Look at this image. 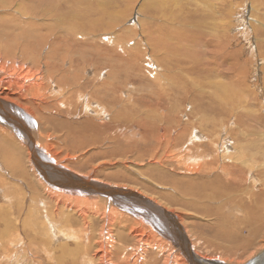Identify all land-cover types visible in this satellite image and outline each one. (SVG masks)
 I'll return each mask as SVG.
<instances>
[{
	"label": "rangeland",
	"instance_id": "1",
	"mask_svg": "<svg viewBox=\"0 0 264 264\" xmlns=\"http://www.w3.org/2000/svg\"><path fill=\"white\" fill-rule=\"evenodd\" d=\"M237 1L242 3L240 5L241 8L239 6L237 11L236 26L229 31L230 40L227 41L228 54L226 53L223 57L228 56L230 59L224 62L226 63L224 70H226L227 75H230L234 71L232 67L235 63L243 66L245 62L248 63V59L250 61L248 64L250 70L246 80L248 89L238 93V100L235 101V104L231 106L226 114L208 113L206 109L207 105H211L216 101V96L214 95L216 89L214 71L216 70L209 71L210 76L206 80L204 79L202 72L208 70L206 66L204 67V64L208 63L206 59H200L202 67L199 64L198 69L201 72L199 71V76L195 78L196 82L200 80L196 84V89L201 91H194L192 87H182L172 97L169 95L170 90L166 88L165 91H162L161 97H159L161 94V91H159L160 87L166 84L165 76H170L171 72H168L162 66H151L147 63L143 69H140L142 72L130 67L129 71L131 72H129L127 80L123 81L120 78L116 82L118 88L114 94H116L118 101L114 105H109L98 93H94L93 99L101 101L105 106L109 105V109L113 112L122 115L123 107L120 104L126 105L127 113L125 116H130V118H127L143 131L141 137L138 135L134 138H128L131 143H125L119 137H114L104 132L102 124L107 123L108 116H110L112 121L119 122L122 119V117L115 119L117 116L112 112H109L104 118L97 117L94 121V127L97 130L92 131L91 126H89V130L85 131L84 136L65 133L67 131L61 133L60 130L64 129L63 123L66 114L72 112L76 115L81 108L77 89L72 93H65L68 101L64 105L59 106L60 112L51 110L50 104L44 106L42 112L38 110L29 111L37 118L42 116L47 123L45 126L50 127L41 134V143L46 149L43 150L48 151L57 160L56 162L55 160L49 162L79 174V176H85L87 179L94 178L95 181L116 185L114 187L131 189L142 196L144 195L147 199L149 198L155 204L157 203V206L162 207L165 211H167L166 208L169 206L172 212L168 210L170 215L176 217L179 223L181 221L180 227L183 233L187 235L189 250L195 252L197 248L201 255L209 259L211 263L220 261L223 264H241L247 261L254 246L263 247L262 251H264V223L261 225V229H256L255 225H248V222L243 220L242 223L246 226H243L233 239L235 247L215 237L205 240L206 236L213 235V233H208L203 223L213 222L215 217H205L194 213V217L189 221H179L178 216L181 213L178 210L185 209V206L179 201L183 195L175 196L173 192L171 193V190L176 188V183L180 180L185 183L189 179L194 180L192 177L198 175L189 166L198 161L196 159L197 156H194L196 150L201 151V147H197L198 144L192 143L193 137L198 141L196 143H199V141L209 142L207 156L217 157L215 162L206 165L199 173V175L203 176V180L196 177L197 181L195 184L198 186L195 188L196 190H199L200 185L203 183L210 184L214 180L217 183L221 178H229L232 186L239 187L240 190H244L249 185L251 178L256 181L258 191L261 190V187H264V164H262L264 163V24L253 21L257 26H261L257 34L249 26L253 23L251 18L264 22V5L256 3L253 7L252 0ZM262 1L264 2V0ZM128 2L129 0H122V4L117 8L119 12L124 14V18L119 24V34L115 32L117 35L128 34L132 37L133 34H136L140 39L144 40L145 37L147 38V31L157 26L152 25L154 20L171 26L170 19H175L176 17L183 19V23H186L184 27L187 30H192L191 37L188 34L183 35L184 45H181V49L178 50L179 54H186L187 51L188 53L196 51L199 55H202L203 51L207 52L211 49V47L208 48L205 45V40L208 39H203L205 34L197 32L194 27L191 28L188 25V23H192L194 20H201L202 18L203 5L199 0H134L130 9H127ZM156 8H160V11L157 12ZM172 16L174 18H170ZM215 27V20L210 19L208 29H214ZM124 28L133 30L126 32ZM160 31L165 34L166 30H162V26L159 25ZM103 35V38L98 40L100 45L97 47L99 49L93 52L94 55L89 54V60L99 56V53L101 54L99 51L108 52V54L114 53L113 55L119 57V55L126 56V51L129 53L131 50L122 49L120 46L119 48L118 46L116 47L113 40L106 37L108 33ZM136 38L138 41V37ZM192 40L195 43H192ZM186 43L187 45H185ZM11 46L7 49L9 52L11 51ZM191 48L192 50H190ZM238 49L241 51L237 52ZM46 50L47 48H44L42 53ZM131 52L134 54L133 49ZM0 57L2 59L7 58L13 63L9 71L12 76L23 78L29 73H37L38 66H35L31 59L19 58L13 52L8 56L0 52ZM174 60L175 57H173L171 52L162 56V61L170 65L175 64L176 61L174 62ZM210 64L213 69H216L214 62ZM188 65L189 63H186L185 66ZM95 68L98 73L106 72L108 77V69L104 70L102 66H95ZM173 68L172 71L175 72L176 70L175 68L173 70ZM93 73V69H88L85 70L84 76L92 78ZM205 73L208 75V71ZM225 82H227V79H225ZM205 83L206 86H204ZM89 86L90 84H88V89ZM202 86H204L203 90L201 89ZM14 91L12 90V93L17 95ZM226 94L233 97L236 96L235 91L228 89ZM177 98L179 99L178 102H176ZM158 99L160 100L157 102ZM12 101L20 106L19 109L24 111L25 106L17 98H13ZM203 114H206V116L203 120H200V115ZM86 119L80 120L83 126L85 125L83 121ZM76 122H79L77 118L71 119L72 124ZM192 122H194L193 128L196 127L198 130L206 122L207 127L200 130L199 133H194L192 128V133L189 130L185 137L176 140L174 130L179 127L181 129V126L184 125L190 126ZM215 123L217 124L212 128ZM154 124L162 126V131L155 130V134H152V130L148 128V125L153 126ZM230 125H233L235 129L224 128ZM56 126H59L60 130ZM203 133L206 137L201 136ZM143 134H148L149 139H144ZM223 143L227 145L231 143V148H225V151L226 149H231L229 153H236L238 148V153L228 160L230 171L225 173H223V168L219 164V161L224 157L222 153L224 151ZM245 151H250L247 152L250 155L253 152L257 153L252 158L253 160L256 158V165L250 179L247 171L249 159L242 157ZM185 153L188 154V157L184 156ZM33 156L32 149L25 144L14 150L7 148L0 151V264H95V261L90 256H87L82 248L89 247L90 243L97 239L100 231L99 225L102 220H105L103 217L110 216L116 219L130 217L127 214L120 213L118 210L109 213L108 206L104 208L105 202L94 201L103 198L87 197V199H77L60 192V189L56 190L37 171L32 159ZM238 168L239 170H237ZM254 183L252 181L251 185L253 186ZM51 184L53 186L56 185L55 182ZM181 188L182 193L186 194L188 187L182 184ZM260 199L261 201L264 200V196H260ZM118 204L122 205V201H119ZM21 205L23 206L21 218L24 222L23 227L19 224L20 220L18 219L19 206ZM225 209L227 212L224 210V214H230L231 210L235 208L228 205ZM82 211H88L90 219L94 221L93 226L90 225L84 229L87 233L84 237L77 229L72 230L69 227H65L63 222L60 221L67 215L72 219H77ZM145 212L150 214L153 211L151 208ZM51 214H55L54 217H49ZM153 217L158 220V223L168 219V217H162L159 213ZM49 220L56 223L51 224ZM77 225L79 226L78 223L74 224V227ZM188 226L195 228V233L189 231V228H186ZM19 227L22 230L21 234L18 233ZM157 229L163 231L162 226H157ZM114 231L113 237H119L117 246L122 245V239L125 238L131 245L129 251L135 252L138 247L136 245L138 238L132 236L133 234L129 231L122 230L117 226H115ZM250 232H254L252 238L249 236ZM197 235L201 236L202 239L198 240ZM159 236L161 235L159 234ZM65 240L69 244L68 248L71 249L69 252L60 246V243H64ZM40 241L49 242L50 247L48 249L43 248L41 244L39 245ZM195 242L198 247H196ZM172 245L173 250L176 251L175 245ZM142 246L143 244L141 243L138 247V252H141L140 248ZM155 249V246L153 249L150 248V252L147 255H155ZM174 251L173 256L176 255ZM90 254L93 256L94 251L92 250ZM166 255V248H162L159 253L160 264H163ZM130 256L131 263H134L133 254L131 253ZM108 264H112V262L110 261ZM137 264H142V262L138 260ZM187 264L189 263L187 262Z\"/></svg>",
	"mask_w": 264,
	"mask_h": 264
},
{
	"label": "bare ground",
	"instance_id": "2",
	"mask_svg": "<svg viewBox=\"0 0 264 264\" xmlns=\"http://www.w3.org/2000/svg\"><path fill=\"white\" fill-rule=\"evenodd\" d=\"M133 1L129 0L127 9H130ZM199 1L203 5L202 18L201 20H194V22L188 23V25L191 28L194 27L197 32L204 33V40L208 38L205 40V45L208 48L211 47V49L207 52L203 51L202 55H199L196 51L188 53L187 50L186 54H179L178 50L181 49V45H184L183 35L188 34L191 37L192 30L189 31L184 27L186 23H183V19L176 17L175 19H170L174 18V16L169 18L172 24L171 26L165 23H158L154 20L152 25L157 26L147 31V38L145 37L144 40L142 38L140 39L136 34H133L132 37L128 34L117 35L119 34V24L124 18V14L117 10L122 4V0H0V52L5 56L13 52L19 58L31 59L33 64L38 66L37 73H29L23 78L15 77L9 72L13 63L7 58L2 59L0 57V83H2L0 85V151L7 148L14 150L24 144L29 146L34 153L32 159L37 171L41 173L42 178L50 186L56 188V190L60 189V192L77 199H87V197L96 199L103 198L94 201L105 202L104 208L108 206L109 213L118 210L120 213L127 214L130 217H120L119 219L110 216L103 217L105 220H102V223L99 225L100 231L97 239L92 241L89 247L82 248L85 254L95 261V264H108L110 261L112 264H137L138 260L142 264H160L159 253L162 248H166L167 253L163 264H187V262L189 264H223L220 261L211 263L209 259L201 255V252L197 248L195 252L189 250L187 235L183 233L180 227V220H184V222L189 221L194 217V213L201 214L205 217L214 216L215 220L213 222L208 221L203 223L205 230L208 233H213V235L206 236L205 240L215 237L227 242L230 246H234L233 239L237 232L243 226H246L242 223L243 220H246L248 225H255L256 229H261V225L264 223V200H259L260 196H264V187H261V190L258 191L256 181L251 178V174L254 172L256 165V158L254 160L252 158L257 154L256 152L250 155L247 153L250 151H245L242 156L249 159L247 171L249 173V179L251 178L249 185L244 190H240L236 186L233 187L229 178H221L217 183L216 180L211 181L210 184L203 183L200 185L199 190H196L195 188L198 187L195 184L197 181L196 177L203 180V176L199 175V173L206 165L215 162L217 157L207 156L209 142L199 141V143H196L198 141L193 137L192 143L198 144L196 146L201 147V151L196 150L194 156H197L196 159L198 161L194 162V165L190 164L189 166L198 175L192 177L194 180L189 179L185 183L180 180L176 183V188H172L173 190H171V193L173 192L175 196L183 195L179 201L185 206V209L178 210L181 213L178 216L180 223L176 217L170 215L171 209L169 206H167V211H165L162 207L157 206V203L155 204L143 195V203L145 205L151 203L153 205V207L151 205L153 212L159 213V215L161 214L162 217H168V219L162 220L161 224H159L157 222L158 220L148 212L144 215L136 211L138 207L134 209L125 199L117 198V192L105 194L101 192L89 193L84 188L87 183L93 185L96 182L105 184L104 182L95 181L94 178L87 179V177L80 175L87 183L79 187L72 186L68 180L79 177V174H75L61 166H57L53 162H49L56 158L48 151H44L46 149H44L41 143V134L50 127L45 126L47 123L42 116H38V119L30 113L34 110L42 112V108L49 104L51 110L60 112L59 106L64 105L68 101L65 93H72L77 89L79 91L78 100L81 108L76 115L72 112L66 114L63 123L65 130H60V127L56 126L60 132L67 131L65 133L84 136L85 131L89 130V126H91L92 131L97 130L94 127V121L97 117L104 118L109 112H112L117 116L115 119H118V117H122V119L119 122L112 121L110 116H108L107 123L102 124L104 132L114 137H119L127 143L130 142L128 138H134L138 135L141 137L143 131L128 119L130 116H125L127 113L125 104H120L123 107L122 115L111 111L109 105H114L118 101L116 94H114L118 88L116 82L120 78L123 81L127 80L128 74L131 72L129 68L131 67L134 70L137 69L139 72H142L140 69H143L147 63L151 66L157 65L164 67L171 74H169L170 76H165L166 84L160 87L159 91H161V94L159 97H161L162 91H165L166 88L170 90L169 95L173 97L174 93L178 92L182 87H192L194 91H201L196 89V84L200 80L196 82L197 80L195 81V78L199 76L200 70L198 66L199 64L201 66L200 59H206L208 63L204 64V67H207L208 70L206 71H208V75L207 73L204 74L206 71L202 72L205 77L203 78L206 80L210 76L209 71L216 70L214 71V78H216L214 95L216 96V101L211 105H207L206 109L208 113L226 114L229 112L231 106L235 104V101L238 100V93L248 89L246 80L250 70L248 68V64L250 63L249 59L247 60L248 63L245 62L243 66L235 63L232 67L234 70L233 73L227 75L226 70H224L226 64L224 62L230 58L228 56L223 57L228 50L227 41L230 40L228 36L229 31L236 26L235 19L242 2H238L237 0ZM256 3L264 5L262 0H252L253 7ZM156 9L157 12L160 11V8ZM163 15L165 16V14ZM210 19H214L216 22L214 29H208ZM253 21L264 24V22L251 18V22ZM254 22L251 23L252 26H249L257 34L261 26H257ZM159 25L162 26V30H166L165 34L162 31L159 32ZM125 30L126 32H131L133 29L124 28ZM105 33H108L106 37L112 39L116 47L118 46L119 48L120 46L122 49L127 50L133 49L134 54L130 50L129 53L126 51V56L119 55L118 57L117 55H113L114 53L108 54V52L99 51L101 52L99 56L89 60V54L94 55L93 52L99 49L97 47L100 45L98 40L99 38H103V34ZM134 36L138 37V41ZM193 40L192 43H195ZM10 46L11 51L9 52L7 49ZM44 48H47V50L42 53ZM240 51V49L237 50V52ZM168 52H171L173 57H175V64L170 65L162 61V56ZM37 55L38 57H36ZM211 62L216 64V69L211 67ZM186 63H189V65L185 66ZM95 66H102L104 70L108 69V77L106 76V72L98 73ZM172 67L175 68V72L172 71ZM88 69L94 70L92 78L84 76L85 70ZM225 79H227V82H225ZM88 84H90L89 89L87 88ZM204 86H206V83ZM204 86L201 87L202 90ZM227 89L235 91L236 96L227 95ZM12 90H15L14 92L18 96L14 95ZM95 92L105 99L109 105L105 106L101 101L93 99ZM13 98H17L25 106L26 110L24 109L22 111L19 109L20 106L12 101ZM178 101L179 99L177 98L176 102ZM205 116L206 114L200 115L199 119L203 120ZM72 118H77L79 122L72 124ZM85 118L87 119L83 121L85 123L83 126L80 120ZM140 120L142 121V119ZM193 124L194 122L190 126L184 125L181 126V129L179 127L177 130H174L175 139H182L189 130L192 133ZM206 127L207 122L200 130ZM148 128H151L152 134H155V130L162 131L163 129L159 124H154L153 126L148 125ZM224 128L235 129L233 125ZM200 130L196 127L193 128L194 133H199ZM148 134H143V138L149 139ZM201 136L206 137L204 133ZM230 144H222L224 157L219 161V164L223 168V173L230 171L228 160L234 154L238 153V148L236 153H229L231 149H226L225 151V148H231ZM234 148L236 149V147ZM186 151L190 153L187 149ZM184 156L188 157V154L185 153ZM54 172L56 174L54 176L55 179H50L49 176ZM57 176L59 177L58 180L56 179ZM252 181L255 182L253 186L251 185ZM53 182H55V186L51 184ZM58 182L62 184L59 185ZM67 184L71 187L67 186ZM182 184L188 187L186 194L182 193ZM106 185L111 184L106 183ZM119 201H122V204H125L129 210H124L121 207L122 205L118 204ZM228 205H231L235 209H232L230 214H224V210H226L225 208ZM22 211L23 206L21 205L19 206L18 219L20 220L19 224L23 227L24 222L21 219ZM116 214L118 215V213ZM54 215L51 214L49 217H54ZM60 221L63 222L65 227H69L72 230L77 229L83 237L87 234L84 229L90 225H94V221L90 219L88 211H82L77 219H72L67 215ZM49 222L51 224L56 223L51 220ZM77 223L79 226L74 227V224ZM115 226L129 231L133 234L132 236L137 237L136 245L139 247L141 243L143 244L140 248L141 252L137 251L138 247L135 249V252H130V242L125 238L122 239V245L117 246L119 237H113ZM157 226H162L163 231L157 229ZM177 227L182 232V238L180 239V234L176 230ZM193 227L188 226L186 228H189V231L195 233V228ZM173 231L175 232L173 233ZM18 233H22L21 227L18 228ZM253 234L254 232H250L249 236L252 238ZM197 237L198 240L202 239L199 235ZM40 244L45 249L50 247L49 242L40 241ZM172 244L175 245L176 251L173 250ZM195 244L198 247L196 242ZM68 245L67 240L64 243H60V246L69 252L71 249L68 248ZM154 246L156 247V254L148 256L149 249H153ZM92 250L94 251L93 256L90 254ZM262 250L263 247L254 246L247 261L241 264H264V251ZM173 251L176 254L175 256L172 255ZM131 253L133 254L134 263H131ZM56 259L58 261L57 257ZM250 259L252 260L250 261Z\"/></svg>",
	"mask_w": 264,
	"mask_h": 264
},
{
	"label": "water",
	"instance_id": "3",
	"mask_svg": "<svg viewBox=\"0 0 264 264\" xmlns=\"http://www.w3.org/2000/svg\"><path fill=\"white\" fill-rule=\"evenodd\" d=\"M55 172L52 173L49 178L50 179H55ZM57 180L59 179V177L57 176L56 178ZM68 182L72 185V186H82L83 184L87 183V181H84L80 176L79 177H75V178H71L70 180H68ZM62 183L64 184V182L62 181ZM62 183H59V185H61ZM67 186H70L69 184H67ZM71 187V186H70ZM86 189V192L89 193H109V192H117V198H123L125 199V201L134 209H136V211L141 212L142 214L145 215V211L148 209H151V203H148V205H145L144 202V197L141 194H138L135 191H132L131 189H121L118 187H114V186H110V185H106V184H100L98 182L94 183L93 185H91V183H87L86 187H84ZM153 206V205H152ZM124 209L129 210V208H127L125 206V204H122L121 206ZM130 212V211H129ZM132 213V212H130ZM133 214V213H132ZM150 214L152 216H156L157 213L155 212H150ZM161 222V221H160ZM159 222V224H160ZM177 232L180 234V236L182 235V232L179 230V227L176 228Z\"/></svg>",
	"mask_w": 264,
	"mask_h": 264
},
{
	"label": "crops",
	"instance_id": "4",
	"mask_svg": "<svg viewBox=\"0 0 264 264\" xmlns=\"http://www.w3.org/2000/svg\"><path fill=\"white\" fill-rule=\"evenodd\" d=\"M183 231V230H182ZM185 235V234H184ZM182 238L181 236L179 237V239Z\"/></svg>",
	"mask_w": 264,
	"mask_h": 264
}]
</instances>
